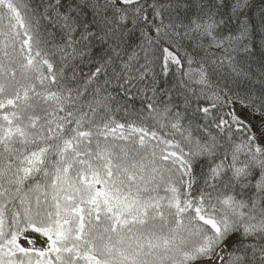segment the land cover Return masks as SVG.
<instances>
[{
  "label": "snow or ice",
  "instance_id": "snow-or-ice-1",
  "mask_svg": "<svg viewBox=\"0 0 264 264\" xmlns=\"http://www.w3.org/2000/svg\"><path fill=\"white\" fill-rule=\"evenodd\" d=\"M0 264H264V0H0Z\"/></svg>",
  "mask_w": 264,
  "mask_h": 264
}]
</instances>
